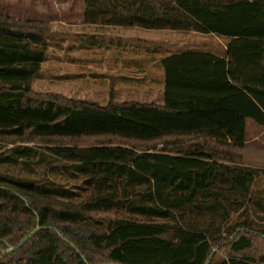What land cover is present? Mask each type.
<instances>
[{
  "label": "trees",
  "instance_id": "trees-1",
  "mask_svg": "<svg viewBox=\"0 0 264 264\" xmlns=\"http://www.w3.org/2000/svg\"><path fill=\"white\" fill-rule=\"evenodd\" d=\"M83 20L223 45L162 59L158 103L34 101L49 27L0 16V264H264L252 254L264 241V189L253 190L264 171L242 165L238 146L176 133L53 141L81 139L85 110L130 107L175 118L223 111L264 128V0H85Z\"/></svg>",
  "mask_w": 264,
  "mask_h": 264
},
{
  "label": "crops",
  "instance_id": "crops-1",
  "mask_svg": "<svg viewBox=\"0 0 264 264\" xmlns=\"http://www.w3.org/2000/svg\"><path fill=\"white\" fill-rule=\"evenodd\" d=\"M88 26L94 29H89L87 33L74 35L75 42L65 46L61 45V47L57 45L56 52L63 55L61 61L71 66L72 71L63 73L56 79L65 84L70 83L72 95H79L78 99L101 100L107 104L160 102L163 94V71L160 66L162 59L183 51L199 52L208 49L215 51L217 50L216 41L222 44L218 39H209L207 35L195 33L144 30L136 27ZM47 60L46 50V58L41 66ZM192 116L209 118L219 116L231 119L230 115L223 111ZM159 118L175 120L173 115L141 108L130 107L114 113L85 110L83 112V132L92 136L148 140L167 132L163 130L167 128L165 121L160 127L162 129L158 127ZM89 125L93 126L86 133L85 130ZM140 129L148 131L147 134L140 135L137 132ZM234 130L233 128L232 134L236 136H232L236 138V144H233L231 140L224 142L242 148L245 144L263 143L261 141L264 128L253 133L247 141L241 137L245 131ZM172 132L168 131V133ZM257 153L253 154L260 160V155Z\"/></svg>",
  "mask_w": 264,
  "mask_h": 264
},
{
  "label": "rangeland",
  "instance_id": "rangeland-1",
  "mask_svg": "<svg viewBox=\"0 0 264 264\" xmlns=\"http://www.w3.org/2000/svg\"><path fill=\"white\" fill-rule=\"evenodd\" d=\"M85 6V0H0V16L8 17L16 21H30L35 23H43L49 27L48 33V47H47V62L41 66L40 72L35 76L31 82V99L39 101L49 97H60L72 101H88L96 103L100 106H107L103 101H91L87 98L78 99L72 95V87L70 83H66L56 79L57 76L63 73H70L71 66L66 65L61 61L63 56L61 53L56 52V47L69 45L75 42L74 35L78 33H87L89 27L84 23L82 10ZM102 29V28H95ZM160 124L158 127L163 126L165 121L167 125V132L164 134H182V135H208L212 139L220 140L222 142L231 140L236 144V138H233L232 129L238 132L245 131L243 139L247 141L253 133L263 130V128L256 126L251 121H234L230 124L231 119L222 117H200V116H180L175 120L172 118H159ZM172 120V121H171ZM174 123V124H173ZM93 126V125H92ZM91 125L86 128L87 131L91 130ZM156 129V128H154ZM162 129V128H160ZM234 130V131H235ZM155 131V130H154ZM168 131H173L168 133ZM140 135H146L148 131L140 129L137 131ZM151 132V131H149ZM84 133V132H83ZM162 134V135H164ZM236 136V135H235ZM238 136V135H237ZM127 138V137H126ZM126 138H119L116 136H92L84 133V136L79 140H53L55 143L75 144L79 146H90L101 142L111 144H130L131 140ZM263 143H256L252 145H244L243 148L238 146L239 155H241V164L264 171V136ZM227 143V142H226ZM19 143L9 145L19 146ZM38 142L24 143L22 146L35 147ZM260 152V153H257ZM260 155L259 158L254 154ZM259 167V168H258ZM264 189V174H260L256 184L254 185L255 194L260 193ZM115 215L112 213H99L95 218H112ZM252 254L257 257L264 258V241L256 240ZM228 250H215V257L225 258Z\"/></svg>",
  "mask_w": 264,
  "mask_h": 264
},
{
  "label": "water",
  "instance_id": "water-1",
  "mask_svg": "<svg viewBox=\"0 0 264 264\" xmlns=\"http://www.w3.org/2000/svg\"><path fill=\"white\" fill-rule=\"evenodd\" d=\"M37 231V229H35V230H33L32 232H30L20 243H19V245L17 246V247H19V246H21V245H23V243L27 240V239H29L31 236H33L34 234H35V232ZM16 247V248H17Z\"/></svg>",
  "mask_w": 264,
  "mask_h": 264
}]
</instances>
